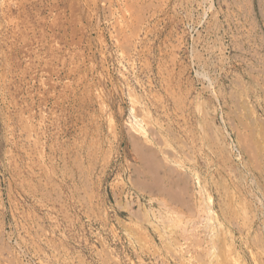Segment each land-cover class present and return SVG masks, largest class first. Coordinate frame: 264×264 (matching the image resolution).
Returning a JSON list of instances; mask_svg holds the SVG:
<instances>
[{
	"label": "rangeland",
	"instance_id": "obj_1",
	"mask_svg": "<svg viewBox=\"0 0 264 264\" xmlns=\"http://www.w3.org/2000/svg\"><path fill=\"white\" fill-rule=\"evenodd\" d=\"M234 262L264 264V0H0V264Z\"/></svg>",
	"mask_w": 264,
	"mask_h": 264
},
{
	"label": "bare ground",
	"instance_id": "obj_2",
	"mask_svg": "<svg viewBox=\"0 0 264 264\" xmlns=\"http://www.w3.org/2000/svg\"><path fill=\"white\" fill-rule=\"evenodd\" d=\"M167 150V149H166ZM143 151V150H142ZM159 161L160 160H158L157 159V157H155V161H153V162H155V170H156V168H160L161 167V165H160V163H159ZM185 166V165H184ZM194 167V166H193ZM157 169V170H158ZM170 169V168H169ZM190 169V168H189ZM173 170H174V168H173ZM155 172H157V171H155ZM166 172H168V171H166ZM165 172V170H163L162 171V174H158V175H155V179H157V180H159L160 182H161V184H159L158 183V185L156 186L155 185V187L157 188V187H159V188H157L159 191H163L164 193H168L169 191H168V188L167 187H174V186H179V187H181L182 189H184V188H186L187 187V184H188V181H187V178L185 177V178H179V180H176V181H174L171 177H169V175L167 176V173ZM175 173V172H174ZM157 174V173H156ZM195 174H196V172H195ZM188 177V176H187ZM192 178V177H191ZM178 179V178H177ZM156 180V181H157ZM149 181V180H148ZM192 183V182H191ZM155 184H157V183H155ZM199 184V183H198ZM204 186V185H203ZM198 187V186H197ZM173 189V188H172ZM171 189V190H172ZM200 189V188H199ZM174 190H177V189H174ZM185 190V189H184ZM205 190V189H204ZM156 191V190H155ZM173 191V190H172ZM199 191V190H198ZM171 192V191H170ZM182 192H183V190H182ZM154 193V192H153ZM208 195V194H207ZM211 199V198H210ZM209 201V200H208ZM181 203V202H180ZM204 209V208H203ZM171 210V209H170ZM169 212V211H168ZM171 212V211H170ZM174 212H175V210H174ZM173 213V212H172ZM208 214V213H207ZM148 216V215H147ZM210 220V219H209ZM170 238V237H169ZM217 247V246H216ZM218 249V248H217ZM176 253V252H175ZM196 259V258H195ZM197 259H198V257H197ZM232 260L233 261H237L238 259L236 258H232ZM240 262V261H239ZM235 263V262H234ZM235 264H237V263H235ZM239 264V263H238Z\"/></svg>",
	"mask_w": 264,
	"mask_h": 264
}]
</instances>
